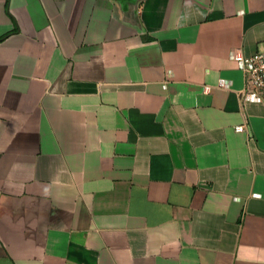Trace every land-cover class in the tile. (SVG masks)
<instances>
[{"label": "crops", "instance_id": "0c3cea01", "mask_svg": "<svg viewBox=\"0 0 264 264\" xmlns=\"http://www.w3.org/2000/svg\"><path fill=\"white\" fill-rule=\"evenodd\" d=\"M236 49L264 0H0V264H264Z\"/></svg>", "mask_w": 264, "mask_h": 264}, {"label": "built area", "instance_id": "2783aa9c", "mask_svg": "<svg viewBox=\"0 0 264 264\" xmlns=\"http://www.w3.org/2000/svg\"><path fill=\"white\" fill-rule=\"evenodd\" d=\"M231 58L237 61L245 75V89L242 98L245 102L264 101V52H258L252 56H246L240 49L232 50ZM232 82L227 79H220L218 87L230 89ZM211 87H206L209 91ZM237 132L245 131L244 125L236 127Z\"/></svg>", "mask_w": 264, "mask_h": 264}, {"label": "flooded vegetation", "instance_id": "af4514ba", "mask_svg": "<svg viewBox=\"0 0 264 264\" xmlns=\"http://www.w3.org/2000/svg\"><path fill=\"white\" fill-rule=\"evenodd\" d=\"M121 1H124L127 4V3H132L134 0H121Z\"/></svg>", "mask_w": 264, "mask_h": 264}]
</instances>
